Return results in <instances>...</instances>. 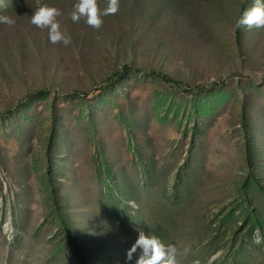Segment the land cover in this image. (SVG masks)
<instances>
[{
	"label": "rangeland",
	"instance_id": "rangeland-1",
	"mask_svg": "<svg viewBox=\"0 0 264 264\" xmlns=\"http://www.w3.org/2000/svg\"><path fill=\"white\" fill-rule=\"evenodd\" d=\"M2 3L0 264H136L139 231L179 264H264L254 0H119L100 29L77 0ZM45 4L69 45L31 24Z\"/></svg>",
	"mask_w": 264,
	"mask_h": 264
},
{
	"label": "clouds",
	"instance_id": "clouds-1",
	"mask_svg": "<svg viewBox=\"0 0 264 264\" xmlns=\"http://www.w3.org/2000/svg\"><path fill=\"white\" fill-rule=\"evenodd\" d=\"M4 6L0 0V7ZM119 11V0H107V6L100 10L97 0H77L71 12L73 22H79L84 18L86 24L94 29H100L103 25L102 17L115 15ZM62 13L56 7L42 5L38 6L31 16V24L39 29H47L48 37L51 43H63L65 46L71 43V37L61 30V25L57 18ZM0 24L9 27L14 26L15 20L7 15H0ZM264 28V0H254L253 6L245 11L240 19L236 22V28ZM8 227L7 222L4 225ZM253 242L259 244L261 242L260 230L257 229L253 233ZM139 250V256L136 264H179L178 249L175 245H165L158 237L154 235H145L143 231H139L136 242L127 253V260L131 261L134 254ZM189 250L185 249L187 254ZM195 264H199L196 261Z\"/></svg>",
	"mask_w": 264,
	"mask_h": 264
},
{
	"label": "trees",
	"instance_id": "trees-1",
	"mask_svg": "<svg viewBox=\"0 0 264 264\" xmlns=\"http://www.w3.org/2000/svg\"><path fill=\"white\" fill-rule=\"evenodd\" d=\"M160 76H161L162 78L169 79V77H168L166 74L161 73ZM260 225H262V223H260Z\"/></svg>",
	"mask_w": 264,
	"mask_h": 264
}]
</instances>
